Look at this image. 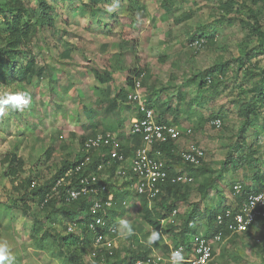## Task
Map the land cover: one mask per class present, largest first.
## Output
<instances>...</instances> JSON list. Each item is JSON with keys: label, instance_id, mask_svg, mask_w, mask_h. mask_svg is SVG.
Instances as JSON below:
<instances>
[{"label": "rangeland", "instance_id": "rangeland-1", "mask_svg": "<svg viewBox=\"0 0 264 264\" xmlns=\"http://www.w3.org/2000/svg\"><path fill=\"white\" fill-rule=\"evenodd\" d=\"M9 1L0 0V8L7 9ZM22 1L28 11L24 21L33 25V31L18 63L25 65L32 59L42 75L0 83V95L28 91L33 97L29 109L8 110L0 118V241L11 246L15 264H100L91 244L69 240L62 247L48 235L52 230L81 237L82 232L65 214L54 223L40 203L39 192L33 190L51 184L65 160L93 157V152L86 155L82 150L81 139L92 131L87 126L100 121L96 130H101L111 121L101 112L107 102L98 100H106L105 94L111 98L121 89L128 93L129 76L141 79V91L154 104L157 116L164 113L167 120L193 128L177 148L193 142L202 146L206 172L181 188L178 214L174 222L171 215L161 222V239L153 245L147 242L154 229L143 216L141 197L135 195L129 179L111 175V189H120L126 204L116 211L120 216L114 237L117 253L110 263L128 260L133 243L137 250L153 253L156 263L152 264H166L159 257H165L170 245L186 240L181 229L189 215L193 230L205 233L208 213L224 202L235 203L234 184L257 185L260 179L264 191V104L252 118L253 125L242 133V109L259 98L254 87L259 83L258 68L264 66L258 37L247 35V25L255 23L257 16L264 31V0H46L51 25L37 22L38 0ZM5 27L1 20L2 38ZM200 34L213 36L196 48L190 38ZM245 51L247 59L241 65ZM135 69L142 70V77L131 72ZM94 70L111 75L112 81L101 83ZM126 101L123 106L135 108ZM92 107L99 109L93 119L87 114ZM213 116L223 120L222 127L212 125ZM123 120L120 128L128 129L129 116ZM232 149L235 157L248 155L250 162L236 170L230 165L224 168ZM98 154L103 158L108 151L98 150ZM177 167L186 169L180 161ZM98 174L106 179L101 170ZM214 177L215 182L201 194L200 187ZM160 199L150 201V207L160 211ZM121 219L130 222L132 235L119 228ZM69 225L73 226L70 232ZM214 248L209 264H264V225L255 224L249 233L226 235Z\"/></svg>", "mask_w": 264, "mask_h": 264}, {"label": "built area", "instance_id": "built-area-1", "mask_svg": "<svg viewBox=\"0 0 264 264\" xmlns=\"http://www.w3.org/2000/svg\"><path fill=\"white\" fill-rule=\"evenodd\" d=\"M206 43L207 39L205 38L196 39L192 42L196 48H201ZM141 90V79H138V81H135L134 86L130 88L128 94L129 102L136 105L139 114L132 119L128 136H140V143L135 146L129 165L124 164L127 162L128 157L122 147L124 133L122 135L120 131H98L94 135L85 138L82 150L87 155L94 150L107 149L111 159L117 160L116 176H120L121 179H129L135 195L145 197L150 202L160 197L168 183L184 186L192 184L195 179L187 171V167L186 169H179L177 164L180 161L184 165L200 167L205 162L206 153L202 146L193 142L182 149L176 148L174 150L175 161H169L167 153L163 150V145L170 142L177 145L181 138L193 134V128L159 119L154 108L147 105V100ZM212 125L220 128L223 125V120L215 118ZM90 162V156L84 157L81 163L68 169L65 178H59L52 189L56 191L58 186L67 185L66 195L68 200L78 199L82 195L92 196L91 211L98 214L89 223V228L94 233V252L100 264H107V257L104 253L114 254L116 249L114 237L117 232V225L109 224L107 216L115 208L125 206L126 198L116 199L109 181L104 180L98 174L100 170L109 168L111 163H108L107 167L102 163L97 167V171L86 174L83 166H88ZM73 180L75 181L74 184H72ZM233 190L237 194L240 193L242 185L240 183L234 184ZM261 193H264V191L250 193L237 211L233 212L231 209H226L225 215L219 214L217 216V224L223 225L228 230V236L246 233L256 220L264 219V201H258L252 207V198ZM177 214L178 209H174L171 213V217H173L170 220L171 222H174V217ZM76 227H78L77 223H75ZM106 227L108 231L103 233ZM72 230L73 226L69 225L68 231ZM225 236L220 230L212 238L205 236L203 233L193 234L189 244L172 245L169 252L164 255L165 257H159V260L169 264L171 251L182 248L186 264H209L214 257L215 244L223 242ZM130 247L136 249L137 245L131 243ZM100 252H102L101 256L99 255ZM151 263H156V261L152 256H148L144 259L138 258L132 264Z\"/></svg>", "mask_w": 264, "mask_h": 264}, {"label": "trees", "instance_id": "trees-1", "mask_svg": "<svg viewBox=\"0 0 264 264\" xmlns=\"http://www.w3.org/2000/svg\"><path fill=\"white\" fill-rule=\"evenodd\" d=\"M39 3V15L37 16V22L38 23H47V24H52L53 23V16L51 14V9L50 6L46 3V0H38ZM229 3H232L231 0L229 1ZM8 13V14H7ZM28 14L27 9L25 8L23 1L22 0H10L9 1V5H7V9H1L0 8V21L2 20V22H4L5 24V31H6V37L2 38L1 37V33H0V83L2 84H8L11 81L12 77H20V78H24V79H28L30 80L32 78V76H34L35 74L37 75H42V71L41 69H36L35 68V63L34 60H30L28 61L25 65L23 64V62L18 63L20 58L23 56L22 53V47L26 46L30 40L31 37V33L33 31V25H31L30 23H28L27 21H24V18L26 17V15ZM184 17H186L187 19L191 18V14L190 13H184ZM247 27L249 28L248 31V36L252 37V36H257L258 37V44L259 46L262 48V52H264V31L261 29L260 25H259V21H258V17H255V23H248ZM35 30V27H34ZM213 35H203L200 34L198 36H192L190 38V41L193 42L196 39H200V38H205L207 39L208 42V37H212ZM247 54L248 52L245 51L243 57L240 58V64L243 65V63L245 62V60L247 59ZM245 57V58H244ZM258 78H259V83L257 86H255V90L258 92V97L256 99V101L252 102V103H248L245 105V107L242 109V114L244 117V122H243V134L247 131V128L253 125L252 122V118H256L259 114V108L261 106H263L264 104V66L263 67H259L258 68ZM94 75L95 77L101 82V83H107L109 81H112L113 77L111 75H104L102 73H100L99 71L94 70ZM134 73L135 76H141V72L142 70L140 69H135L133 71H131ZM142 77V76H141ZM136 79L131 78L130 76L127 78V85L129 87H133L135 84ZM125 89H121L117 95L114 98H110V96H108L107 94H105L106 96V100H98L99 104L100 103H105L108 105L106 112H115L116 108L118 107V101L116 99V97H120L121 101H125L127 100V91ZM107 92V91H104ZM108 98V99H107ZM260 99V100H259ZM147 105H149L150 107L154 108V104L152 103V101L149 99L147 100ZM98 115V110H94L93 111V115L92 118H95ZM139 115V114H138ZM159 119L161 120H167L166 117L164 116V113H162L160 116H158ZM213 118H216L215 116H213ZM99 122V121H98ZM98 122H93L91 125H88L87 127L92 128V131L83 136L82 140V145L83 142L85 140L86 137L93 135L97 132L96 128H98ZM175 123V122H173ZM118 127L113 126L112 124L108 123L106 125L103 126L102 131H120L123 135V130H117ZM242 136V135H241ZM125 137V136H122ZM129 138L134 140L133 145L131 146L130 143L127 141V143H123L122 147L123 150L125 152V155L128 156L129 154H131V150L135 148V146L139 145L140 143V136H129ZM242 138V137H241ZM245 142V141H243ZM177 145L174 144V142H170L167 143L165 145H163V150H165V152L167 153V157H169V161L174 160L175 161V153L174 150H176ZM237 148H235L236 150ZM93 152V157H92V163L88 165V167H90L89 169L85 170L84 172L86 174L90 173L89 171L92 172V170L96 171L97 167H99L100 164H105L106 167L108 166V163H111V166L109 167L110 171L112 172V174H115L116 171V167H117V160L115 159H111L110 155H106L104 158H101L98 154L97 150L91 151ZM234 149H232L229 153H228V157L227 160L224 163V168L229 167V165L234 169H238L240 168L242 165L247 164L250 162L249 160V156L248 155H241L239 157H235L234 156ZM251 157H253L252 155H250ZM82 155H80L78 157V159H75L73 161H69V160H65L62 163L61 168L55 173L51 184L46 185V188L43 187H38L35 188L33 191H38L40 194V203L42 204L43 208L45 209V213L47 214V217L50 216V213L52 214V216H50V219H52V221L55 223L57 221V217L59 215H67L70 219H74L73 221L75 223L78 224L79 227H81L82 230V236L80 237L77 235H74V233L70 232L69 234L62 236L57 232H52L48 231V235L53 237V240L55 242L58 243V245H61L63 247V245H65L64 243L69 242V240L72 243H81V244H86L87 246H89L91 244L92 248H94L93 245V238H94V233L93 231L89 228V223L91 222L93 217L98 216V214L93 213L91 211V198L92 196H88V195H82L81 197H79L78 199L75 200H68L67 199V192H66V188L67 185H61L58 186L56 191H53V186L55 184V182L59 179V178H65V173L68 169H70L71 167H75L79 164V162L82 160L83 161ZM251 160H255L253 158H251ZM205 163V162H204ZM203 165H201L200 167H193L191 165H186L187 169H189L190 171L192 170L193 172H191V175L194 177L197 176L198 174H205L206 172V167ZM113 174V175H114ZM215 177L212 178V180L208 183H206L205 185H202L199 189V191L201 192V194H205L206 193V189H208L210 187L211 184H213L215 182ZM107 181H109L107 179ZM195 181V180H194ZM75 181H72V184H74ZM110 183V188H111V181H109ZM257 185H245L243 186L242 183H240L242 185V191L240 193H235L232 187V191H233V197H234V201L235 203H233V205L230 206H226V205H220L217 208H215L214 210L210 211L208 213L207 216V221L209 223V226L206 230L205 233L203 232H199V231H194L193 230V224L191 222V218L192 216L189 215L188 217V221L185 222V227L183 229H181V234L182 236H184V239L186 240H180L176 243L180 244V243H186L189 244L190 243V238L193 234H198V233H203L205 236L212 238L214 236L215 233H217L219 230L222 231L224 233V235L229 234L228 230H226L223 225H218L217 224V216L219 214L225 215L226 214V209H231L233 212L237 211L239 209V206L241 205V203L246 199V197L250 194V193H254V192H259V191H263L261 190L262 188V181L260 179L257 180ZM184 185L181 184H170L168 183L167 186L165 187V190L163 193H161L160 197L158 199H160V211H157L156 208H151L149 201L145 198L142 197L141 198V205H142V210H143V216L145 218V220L152 226V228L154 230H158L161 227V221L163 219H166L168 216L171 215V213L173 212L174 209H178L177 208V202L179 201L180 195H178L179 192H181V188ZM188 186H186L187 188ZM263 187H264V183H263ZM37 189V190H36ZM35 193V192H34ZM115 193V198H121L123 199L124 193ZM155 199V200H158ZM182 198H180L181 200ZM175 200V201H174ZM57 202H59L61 204V206L59 208H56L55 205L57 204ZM195 206H199V203H195ZM117 210H112L110 215L107 216V220L109 224H115L116 220L118 218V213H116ZM7 211H4V213L2 214H6ZM201 213V212H200ZM1 215V212H0ZM79 215H83L82 218H79L78 220L76 219ZM225 219H227V217H225ZM257 223H261L264 225V219H258L256 220V222L251 226L253 227L255 224ZM251 230V228L246 232L249 233ZM108 228L106 227L103 230V233L107 232ZM186 241V242H185ZM61 247V248H62ZM65 247V246H64ZM138 247L136 249L133 248H129V250L131 251L130 257L127 259H125L124 261H122V263L120 264H132L136 259L138 258H146L147 256V252L148 251H142V250H137ZM132 252H135V255H132ZM117 250H114V254L113 255H109L107 252H105L104 254L107 257V264H117V263H110L109 260L110 259H114L116 256ZM102 252L99 253V255L101 256ZM72 258H75L74 261L79 263V259L74 257V255H72Z\"/></svg>", "mask_w": 264, "mask_h": 264}, {"label": "clouds", "instance_id": "clouds-1", "mask_svg": "<svg viewBox=\"0 0 264 264\" xmlns=\"http://www.w3.org/2000/svg\"><path fill=\"white\" fill-rule=\"evenodd\" d=\"M108 10L112 11L113 9L109 8ZM130 88H129V91H130ZM128 94H129V92H128ZM128 101H129V99H128ZM32 102H33V97L28 91L5 92L2 95H0V118H2L5 115L6 111H8V110L24 112L26 109H29L32 106ZM137 115H138V113H137ZM98 131H102V129L97 130V132ZM90 136H92V135H90ZM123 138L124 137H122V139ZM122 144H123V140H122ZM101 150H107V149L104 148ZM91 163L92 162H90L89 164H91ZM104 170L105 169L101 170L102 175H103ZM104 180H107V179H104ZM119 192H115V193H119ZM119 199H121V198L119 197ZM252 199H253L252 207H254L258 201H264V193L256 195ZM149 204H150V202H149ZM123 207H125V206L117 207L114 210H118L119 208H123ZM119 217L120 216H118V218ZM118 218H117V220H118ZM119 228L122 229L123 232L126 233L127 235H132L133 231H134L130 222L126 219H121L119 221ZM160 239H161L160 231L154 230L149 234V236L147 238V242L149 245H153V244H156ZM148 256L149 255H147L146 257H148ZM150 256H152V255H150ZM15 259L16 258L13 254L12 248L9 245V243L7 241H0V264H15ZM169 264H185V256H184L182 248H177V249L171 251L170 257H169Z\"/></svg>", "mask_w": 264, "mask_h": 264}, {"label": "crops", "instance_id": "crops-1", "mask_svg": "<svg viewBox=\"0 0 264 264\" xmlns=\"http://www.w3.org/2000/svg\"><path fill=\"white\" fill-rule=\"evenodd\" d=\"M117 95V94H116ZM115 95V96H116ZM110 96H111V94H110ZM115 96H113V97H111V98H114L115 99ZM116 99H117V101H118V107L116 108V110H115V112H111V113H109V112H106V110H107V104H105V107H104V105L101 107V112H104L105 114H106V116H107V118L109 119V120H111L110 121V124H112L113 126H115V127H118V130H124L123 132H124V138L122 139L123 140V143H127V141L130 143V145L132 146L133 145V143H134V140L133 139H131V138H129V136H128V129L127 128H125V129H122V128H120V126H123L124 125V120H123V118H127L128 116H129V122H130V125H131V121H132V119L135 117V116H138L137 115V109H135L136 108V105H135V108L134 107H132L131 105H125V106H123V103L124 102H122L121 101V97H116ZM99 103V102H98ZM125 103H127V101L125 102ZM100 104H104V103H100ZM131 104V103H130ZM123 106V107H122ZM94 110H98L99 111V109H96V108H90L88 111H87V114H88V117H91L92 118V115H93V111ZM124 110H126V111H124ZM122 111L124 112V114L122 115L121 113H122ZM99 114V113H98ZM122 115V116H121ZM98 116V115H97ZM93 119V118H92ZM116 120V122H117V124H115L114 123V121L113 120ZM167 121H170V120H167ZM98 122V121H97ZM100 122V121H99ZM98 122V123H99ZM170 122H173V121H170ZM93 122H90L89 123V125H91ZM177 124H179V123H177ZM181 125V124H180ZM104 126V125H103ZM130 127V126H129ZM115 131V130H114ZM133 150L134 149H132L131 150V154H129L128 155V160H127V162H125L124 164H126V165H129V163H130V158L132 157V154H133ZM93 160H92V157H91V162H92ZM187 171H189V173L191 174V171L189 170V169H187ZM115 173L117 174V172L115 171ZM114 174V173H113ZM112 174V172L111 171H109L107 168H106V170L104 171V173H103V175H104V178H106V179H108L109 180V177L111 176V175H113ZM114 177V176H113ZM113 177L111 178V180L113 179ZM117 177L118 178H120V176H118L117 175ZM110 181V180H109ZM119 191H121L120 189H119ZM118 191V192H119ZM223 204H227L226 202H224ZM233 204V203H232ZM228 206H230V205H228ZM120 218V217H119ZM119 218H118V220H119ZM175 245V244H174ZM170 247H171V245H170ZM170 247H169V249H168V251L170 250ZM159 251H157L156 253H158ZM148 255V254H147ZM150 255H153V253H149V256ZM141 259H143V258H141ZM186 264V263H185Z\"/></svg>", "mask_w": 264, "mask_h": 264}]
</instances>
